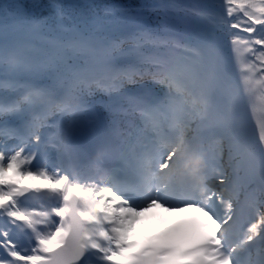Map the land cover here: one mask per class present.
I'll return each mask as SVG.
<instances>
[{
  "label": "snow or ice",
  "instance_id": "obj_1",
  "mask_svg": "<svg viewBox=\"0 0 264 264\" xmlns=\"http://www.w3.org/2000/svg\"><path fill=\"white\" fill-rule=\"evenodd\" d=\"M0 264H264V0H0Z\"/></svg>",
  "mask_w": 264,
  "mask_h": 264
},
{
  "label": "bare ground",
  "instance_id": "obj_2",
  "mask_svg": "<svg viewBox=\"0 0 264 264\" xmlns=\"http://www.w3.org/2000/svg\"><path fill=\"white\" fill-rule=\"evenodd\" d=\"M138 222L136 223V226H138ZM146 227H150L151 229L160 228L163 224L159 221V219H154L146 224H144ZM141 224L138 226L140 228Z\"/></svg>",
  "mask_w": 264,
  "mask_h": 264
},
{
  "label": "trees",
  "instance_id": "obj_3",
  "mask_svg": "<svg viewBox=\"0 0 264 264\" xmlns=\"http://www.w3.org/2000/svg\"><path fill=\"white\" fill-rule=\"evenodd\" d=\"M105 2H127V0H105Z\"/></svg>",
  "mask_w": 264,
  "mask_h": 264
}]
</instances>
